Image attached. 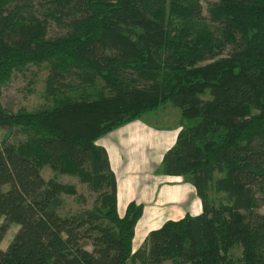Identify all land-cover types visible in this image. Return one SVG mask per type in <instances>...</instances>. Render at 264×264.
Instances as JSON below:
<instances>
[{
	"label": "trees",
	"instance_id": "1",
	"mask_svg": "<svg viewBox=\"0 0 264 264\" xmlns=\"http://www.w3.org/2000/svg\"><path fill=\"white\" fill-rule=\"evenodd\" d=\"M38 4L65 32L49 38V17L30 0H0V85L18 67L48 63L51 87L74 71L92 95L35 113L0 101V128L35 133L21 147L0 143V264H264V0L207 1V12L198 0ZM165 103L185 123L163 173L186 178L203 211L166 222L133 252L144 207L119 215L117 179L96 142ZM44 164L107 188L109 209L60 216V195L75 190L47 182ZM213 190L227 204L213 205Z\"/></svg>",
	"mask_w": 264,
	"mask_h": 264
},
{
	"label": "rangeland",
	"instance_id": "2",
	"mask_svg": "<svg viewBox=\"0 0 264 264\" xmlns=\"http://www.w3.org/2000/svg\"><path fill=\"white\" fill-rule=\"evenodd\" d=\"M30 1L33 3L34 7L37 8L39 17H41V19H44V15L46 14L49 17L47 23V35L49 38H55L56 36L61 35L65 32V26L60 25L61 23L53 20L55 19L54 17L52 18L48 15V13L51 14L52 11L49 6L40 9L38 4L40 0ZM198 1H200L204 5L205 12H207V1L215 2L219 0ZM168 5L169 3L167 4V7ZM179 22L181 21L179 20ZM199 27L200 25H198V28ZM230 52L231 49L228 48L225 50L224 54L228 55L230 54ZM74 73L76 74V72L74 71H72L71 74L69 72H65L64 76L52 80L51 87L50 82H48L49 77L51 76V68L48 63H43L40 65L28 63L23 67H18L14 69L10 77L0 85L1 104L3 105L4 109H6L10 113H35L56 107L58 102L64 101V96L66 99L75 98L74 100H76L83 93L84 89L85 91L87 90L89 93H91L90 95H92L90 86H83L81 84L82 81L76 75H74ZM95 97L96 94H94V96H92L91 98H86L93 99ZM203 98L210 99L209 93L205 94ZM137 121H139L137 128L142 129L144 126L155 127L159 131L166 132V137H168L167 139H174L177 132H180V130L183 129L182 126L185 123V119L183 117L181 109L174 107L171 103H165L161 105L156 111L145 114L140 119L130 122L123 127L129 126ZM33 131L24 127L22 128L20 126H17L13 129L0 128V143L3 141H7L8 143L15 145L16 147H21L23 144L32 139L31 137H33V135L35 134ZM115 131L116 130L108 133L107 135H110ZM39 138L44 139V136L41 135L39 136ZM100 139L101 138H99L97 142ZM97 142L96 145L98 146ZM167 142L170 143L171 141L167 140ZM106 154L108 157L110 170L112 171L110 157L107 151ZM156 172L159 175H163V167H159ZM41 173L47 182L56 181L66 186H72L75 190L74 194L63 193L60 195L61 204L57 209V212L60 216L69 217L73 215H79L88 210H101L105 212L109 209V200L106 196L107 188H94L92 184H89L88 182H82L78 176L56 172V170H54L50 164H44L42 166ZM175 183H183L186 185L190 184L184 177L180 178L179 182L176 181ZM172 184L173 183H169V185ZM210 200L211 203L215 206L227 204V195L224 193H217L213 190L210 192ZM134 203L136 204V206L142 205L145 209L146 205L144 203H140L137 201H135ZM259 211L264 213V208L260 207ZM143 216L140 218V220L143 218ZM0 223H2V220ZM17 229L18 225H12L10 227L4 240L1 243V246L3 248L6 249L10 244V241L13 240ZM142 246H144V244H142ZM231 253L235 259H238L242 256V250L238 247L233 249ZM129 264H143V262L140 260H135L130 261ZM163 264H179V262L166 261Z\"/></svg>",
	"mask_w": 264,
	"mask_h": 264
},
{
	"label": "crops",
	"instance_id": "3",
	"mask_svg": "<svg viewBox=\"0 0 264 264\" xmlns=\"http://www.w3.org/2000/svg\"><path fill=\"white\" fill-rule=\"evenodd\" d=\"M138 122L119 128L97 142L109 153L112 171L117 179L119 215L123 217L132 202L146 205L144 216L136 227L133 252L141 248L150 232L161 228L166 222L182 220L186 215L195 217L203 211L202 202L191 183H175L183 177L167 176L163 172V175H159L156 172L163 167L164 155L176 144L180 132L174 139H167L166 132L155 127L137 128Z\"/></svg>",
	"mask_w": 264,
	"mask_h": 264
}]
</instances>
